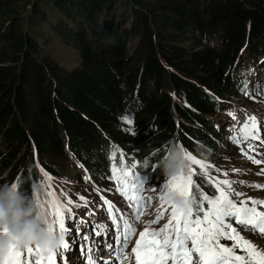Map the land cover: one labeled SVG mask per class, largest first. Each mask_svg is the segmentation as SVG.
Instances as JSON below:
<instances>
[{
    "label": "trees",
    "instance_id": "obj_1",
    "mask_svg": "<svg viewBox=\"0 0 264 264\" xmlns=\"http://www.w3.org/2000/svg\"><path fill=\"white\" fill-rule=\"evenodd\" d=\"M255 48L264 0H0V184L35 199L33 151L61 182L73 158L89 182L107 177L112 146L157 181L173 146L210 160L214 117L248 99L242 56ZM191 187L213 195L204 177Z\"/></svg>",
    "mask_w": 264,
    "mask_h": 264
},
{
    "label": "snow or ice",
    "instance_id": "obj_2",
    "mask_svg": "<svg viewBox=\"0 0 264 264\" xmlns=\"http://www.w3.org/2000/svg\"><path fill=\"white\" fill-rule=\"evenodd\" d=\"M247 94V93H246ZM235 118L234 113H229ZM129 125L133 123L130 117H125ZM250 123H245L243 129V140L249 141L248 147L251 148V140H258L256 135L258 131L256 117H249ZM131 132V129H129ZM132 135L135 132H131ZM236 143L241 140L236 139ZM187 160V167L165 183L160 189L161 208L170 209V219L163 228L158 231L149 232L147 229L140 233L139 240L136 241L132 253L135 255L136 264H168L171 260L172 264H264V252L257 251L255 246L248 240H245L232 226L230 221H234L239 225H251L264 234V212H258L256 205L264 204V201L253 200L251 207L246 201H240L239 204L233 199V193L226 191L222 185L231 188L228 180L219 181L216 187V193L211 197L201 194L200 197L193 195L191 190L192 173L191 166L199 165L201 169H207L210 165L205 164L201 160H197L190 153L184 151ZM254 164H261L260 159L249 157ZM147 166V161L144 162ZM187 169V171H186ZM264 172V169L261 170ZM260 174V173H257ZM121 195L124 196L131 204L135 212V219L140 218L138 211L141 200L138 196L140 184L143 183L135 172H129L124 168H118L116 165L112 167V176ZM16 188V184H12ZM259 187V185H257ZM235 196H242L243 193L236 192ZM49 199L40 201L38 197L35 199L36 206L45 216V223L50 234L59 232L65 236L67 228L65 227V211L71 212V208H66L54 192L48 193ZM171 196H178L184 199L194 201V206L185 211L178 208L170 199ZM84 200V197H80ZM205 201L207 205L205 206ZM108 203L107 201H105ZM71 205L72 201L68 200ZM85 204L87 201L85 200ZM113 207L108 203V214L111 217V223L114 226L115 234L111 240L115 242V246L111 242L105 241L104 246L108 249V255L115 257L120 264H125L129 258L125 250L128 248L131 237L136 233L131 219L124 218V215L118 218L112 214ZM203 213V215H201ZM164 215L161 212L156 217V222ZM123 221L122 225L119 222ZM102 231H96L95 236L107 237V230L104 225H98ZM58 229V231H57ZM0 234L7 235V227L0 228ZM84 240L89 237L84 235ZM221 239H229L234 241L232 247H225L220 243ZM69 243L65 240L63 249H69ZM241 247L247 252V256L236 255L233 249ZM27 251L29 257L35 255V264H55L57 252H46L39 247L20 248L10 246L3 264H24L22 253ZM81 250L83 247L81 246ZM91 251V249H89ZM44 253H47V259H43ZM88 264H95L94 258L89 255L87 257ZM31 264V262H30ZM115 264V262H113Z\"/></svg>",
    "mask_w": 264,
    "mask_h": 264
},
{
    "label": "rangeland",
    "instance_id": "obj_3",
    "mask_svg": "<svg viewBox=\"0 0 264 264\" xmlns=\"http://www.w3.org/2000/svg\"><path fill=\"white\" fill-rule=\"evenodd\" d=\"M129 47L130 49L128 51L130 52L132 50L131 45ZM252 53L253 54L248 56H242L243 67H248V70H259L254 74V76L258 77L260 73L264 71V48H258L257 51L255 48L254 52ZM252 76L253 74L251 72L247 78ZM244 97L245 95L239 92L235 95V97L227 98L226 105H228V109L238 108L246 112L251 111L252 116L256 117V120L264 117L260 106H257L254 101H249V99ZM221 117L222 116L220 115L215 116L214 121L217 120L220 122L219 119ZM226 117V119H229L228 116ZM224 122H226V120L223 121V123ZM121 126L127 130L131 129V125L127 123L125 117H123ZM257 126V134L264 132V125L257 123ZM3 153L4 142H2L0 137V155ZM32 153V158L28 160L29 168L33 173H35V177L40 181L41 187L40 192L37 193L35 199L38 197L40 201H46L49 199L48 193L54 192L59 198L60 202L64 205H67L68 200L73 201L75 199H80V197H84L88 203L104 206L106 208H108V203H111L113 211L118 218L121 216V214H123L124 218L131 219V221L134 220L135 212L133 211L130 202L128 205H123L122 197L124 196H122L121 192L118 190L116 182L106 183V180H103L105 182V185L103 186L98 187L96 185H91V183L87 181V177L82 168L71 166V164L74 163V158L73 160L62 162L64 174L65 172H68L70 179L66 182H61L60 180L50 178L46 173H44V171L39 166V157L34 153V151ZM203 162L207 165H210V167L207 169H201L199 165L193 164L191 166L192 177L209 175L210 177L217 179L218 182L228 180L231 184V188H229L227 185H222L225 190L235 189L239 191V193H243V195L239 196V198L236 200L238 204L242 200L246 201L248 206L252 205L253 200L264 201V172L261 171L264 168L258 169L254 172L252 170V165H247L241 162L237 156V152L234 150V147L231 145L228 146L222 137L220 140H218L216 148L213 150L212 155L210 156V160ZM2 178L3 173L0 171V182H2ZM140 180L143 183L140 184L137 194L141 200L140 207H146V209L142 214H140V218L138 220L132 222L133 226L136 228V231H140L139 235L141 233V229H148L150 231L154 228L152 231H158L159 229L163 228L170 219V216L168 215V211H170V209L165 210L164 208H161L159 199L162 195L160 189L163 188L167 181L164 183L155 182L150 177H147L146 179L140 178ZM97 183L101 185V180L97 181ZM257 185H259V187H257ZM35 199L33 200L35 201ZM84 203L85 202L82 201H79L78 203L76 202V206L80 208ZM260 206L263 207L261 212H264V204H260ZM150 207H152L155 211L150 212ZM161 212H164V215L158 222H156V217ZM119 222L123 223L122 220ZM230 222L243 238L252 241L255 244V247H257V250L259 249L260 252H264V243L262 240L256 237V234L248 229L252 228L253 226L239 225L234 221ZM149 225H152V227H146ZM246 235L247 237H245ZM232 242L234 241L228 239V241H224L221 244L224 246H229L232 245ZM233 251H236V247L233 249ZM5 256V254L0 255V258L3 260ZM34 257L35 255L29 257L27 254V257L22 256L21 258L24 261V264H29L30 262L35 263ZM169 262L172 263L171 260H169Z\"/></svg>",
    "mask_w": 264,
    "mask_h": 264
},
{
    "label": "clouds",
    "instance_id": "obj_4",
    "mask_svg": "<svg viewBox=\"0 0 264 264\" xmlns=\"http://www.w3.org/2000/svg\"><path fill=\"white\" fill-rule=\"evenodd\" d=\"M187 163L183 149L173 146L160 161V168L165 176L173 177L185 169ZM170 199L185 211L194 206L191 199L177 196H171ZM3 227H7L8 234H0V255L6 254L10 246H34L46 252H60L63 249L65 236L59 232L50 234L45 216L35 201L7 183L0 184V228Z\"/></svg>",
    "mask_w": 264,
    "mask_h": 264
},
{
    "label": "bare ground",
    "instance_id": "obj_5",
    "mask_svg": "<svg viewBox=\"0 0 264 264\" xmlns=\"http://www.w3.org/2000/svg\"><path fill=\"white\" fill-rule=\"evenodd\" d=\"M253 198V197H252ZM248 201V200H247ZM260 206V205H259ZM244 236V235H243ZM253 236V235H252ZM245 237H247V235L245 236ZM245 239V238H244ZM250 241V240H249ZM258 246V245H257ZM257 248V247H256ZM258 251H259V249H258Z\"/></svg>",
    "mask_w": 264,
    "mask_h": 264
}]
</instances>
